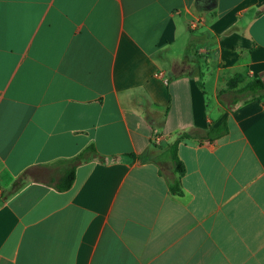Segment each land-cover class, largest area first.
<instances>
[{"label": "crops", "instance_id": "1", "mask_svg": "<svg viewBox=\"0 0 264 264\" xmlns=\"http://www.w3.org/2000/svg\"><path fill=\"white\" fill-rule=\"evenodd\" d=\"M258 79L264 0H0V264H264Z\"/></svg>", "mask_w": 264, "mask_h": 264}, {"label": "trees", "instance_id": "2", "mask_svg": "<svg viewBox=\"0 0 264 264\" xmlns=\"http://www.w3.org/2000/svg\"><path fill=\"white\" fill-rule=\"evenodd\" d=\"M230 89H234L230 87ZM231 92V91H230ZM232 93L236 97V102H246L248 100L256 99V100H264V81L262 80H255L252 83H249L242 89L233 90ZM228 127L227 122H222L216 128L210 127L207 132L208 139H220L227 135ZM179 140H177L171 149V160L174 165V170L176 174L183 175L185 173V166L183 162L180 160L178 153H177V145ZM99 157L95 147L91 146L87 148L81 155L75 158L74 163L75 165L82 164L87 162L89 159ZM75 180V168H72L65 175L61 178L60 182L57 185V190L60 192H64L69 190ZM171 192L175 195H182V191L180 188V183L178 180H174L171 184Z\"/></svg>", "mask_w": 264, "mask_h": 264}, {"label": "built area", "instance_id": "3", "mask_svg": "<svg viewBox=\"0 0 264 264\" xmlns=\"http://www.w3.org/2000/svg\"><path fill=\"white\" fill-rule=\"evenodd\" d=\"M193 27L196 28L197 25L194 24ZM152 140H153V142L155 144H159L162 141L161 137H158V136L157 137H154ZM2 194H3V191H2V188L0 187V197L2 196Z\"/></svg>", "mask_w": 264, "mask_h": 264}]
</instances>
